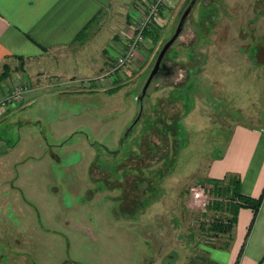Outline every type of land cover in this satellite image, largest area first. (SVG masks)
<instances>
[{"label": "rangeland", "instance_id": "obj_1", "mask_svg": "<svg viewBox=\"0 0 264 264\" xmlns=\"http://www.w3.org/2000/svg\"><path fill=\"white\" fill-rule=\"evenodd\" d=\"M150 1L114 0L56 69L3 66L0 264H208L227 241L208 228L226 213L194 188L235 124L263 122L264 0H198L165 55L173 75L153 79L132 126L189 2L163 5L113 72ZM16 84L23 101L3 106Z\"/></svg>", "mask_w": 264, "mask_h": 264}, {"label": "crops", "instance_id": "obj_2", "mask_svg": "<svg viewBox=\"0 0 264 264\" xmlns=\"http://www.w3.org/2000/svg\"><path fill=\"white\" fill-rule=\"evenodd\" d=\"M114 0H0V72L17 66L29 75L48 65L55 56ZM91 25V24H90ZM58 57V56H57ZM59 63V62H58ZM61 66V63H60ZM53 72H57L56 70ZM64 74V73H63ZM6 87L0 84L3 95ZM240 177L241 192L258 197L264 190V119L258 126L235 124L225 146L207 165V176ZM249 208H240L231 239L207 252L208 264H264V195L252 221Z\"/></svg>", "mask_w": 264, "mask_h": 264}, {"label": "trees", "instance_id": "obj_3", "mask_svg": "<svg viewBox=\"0 0 264 264\" xmlns=\"http://www.w3.org/2000/svg\"><path fill=\"white\" fill-rule=\"evenodd\" d=\"M95 18L96 17L86 24V26L76 36L75 41L86 39V31ZM149 33V29L144 30V34ZM115 88L116 87H112L109 90L112 91ZM205 182L207 183L205 186L196 187L194 190H196L197 194L209 193L212 195L213 199L208 203L209 209L214 211H224L226 213L222 220L212 221L208 228L215 234H228V239H231L238 210L240 208H249L253 213L251 221L252 223L262 203L264 190L258 197H252L250 195L243 194L240 188V177L237 174L230 172L226 173L223 178H207ZM237 262L238 259L235 264H237Z\"/></svg>", "mask_w": 264, "mask_h": 264}, {"label": "built area", "instance_id": "obj_4", "mask_svg": "<svg viewBox=\"0 0 264 264\" xmlns=\"http://www.w3.org/2000/svg\"><path fill=\"white\" fill-rule=\"evenodd\" d=\"M168 1L169 0H151L148 3L146 12L144 13L142 20L135 30V36L133 40L127 45L123 54L116 59V66L114 67L113 72L120 67H124L134 59L136 46L141 42L144 35V30L152 29L150 27H152L154 23L158 21L159 13L163 5L167 4ZM9 88H11V91L6 93L5 97L1 101V104H3V106L6 104L9 105L10 102L11 105H13V102L17 103L20 99L22 100V93L24 91L22 87L17 86L16 84L14 86L11 85ZM197 195L200 202H203V200L207 198V194Z\"/></svg>", "mask_w": 264, "mask_h": 264}, {"label": "water", "instance_id": "obj_5", "mask_svg": "<svg viewBox=\"0 0 264 264\" xmlns=\"http://www.w3.org/2000/svg\"><path fill=\"white\" fill-rule=\"evenodd\" d=\"M197 1L198 0H189L188 4L186 5V7L184 8V10L182 11V13L179 17V20L177 22V25H176L172 35L163 43L161 49L159 50V52L156 56V59L154 61V64H153V66H152V68H151L142 88H141L140 95L138 96V100L140 103L139 111H138L137 118L132 123V125L135 124V122L140 117V114H141L142 109H143L142 102H143V99L146 95L147 89H148L151 81L157 76V74L161 70H163L166 67L164 57H165L166 53L169 51V49L172 47L174 42L177 40V38L181 35V33L184 29L187 17L189 16L192 8L194 7V5Z\"/></svg>", "mask_w": 264, "mask_h": 264}, {"label": "flooded vegetation", "instance_id": "obj_6", "mask_svg": "<svg viewBox=\"0 0 264 264\" xmlns=\"http://www.w3.org/2000/svg\"><path fill=\"white\" fill-rule=\"evenodd\" d=\"M164 61H165V57H164ZM165 63H166V67L163 69V70H161L158 74H157V76L154 78V79H156L158 76H160V75H166V74H172L173 75V73H174V71L172 70V65L171 64H168L166 61H165ZM154 64V63H153ZM153 66V65H152ZM152 68V67H151ZM151 70V69H150ZM150 72V71H149ZM149 74V73H148ZM148 76V75H147ZM147 78V77H146ZM146 80V79H145ZM153 81V80H152ZM151 81V82H152ZM145 82V81H144ZM144 84V83H143ZM143 86V85H142ZM142 88V87H141ZM23 101V95H22V100L21 101H19V102H17V103H14L13 105H17V104H20L21 102ZM134 125V124H133ZM132 125V126H133ZM124 137H126V135H124Z\"/></svg>", "mask_w": 264, "mask_h": 264}]
</instances>
